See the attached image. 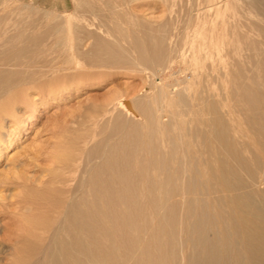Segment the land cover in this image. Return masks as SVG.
<instances>
[{"label": "bare ground", "instance_id": "1", "mask_svg": "<svg viewBox=\"0 0 264 264\" xmlns=\"http://www.w3.org/2000/svg\"><path fill=\"white\" fill-rule=\"evenodd\" d=\"M221 1H228L224 6L232 16L203 17L198 28L197 116L191 122L183 111L184 126L156 114L159 98L174 102L172 85L157 81L164 70L154 64L159 50L146 49L115 10L105 16L109 21L93 12L97 25L87 35H75L72 44L59 28L34 30L28 17L0 23V141L8 130L6 148L8 136H15L7 120L16 106H31L30 115L18 121L21 131L36 116L33 96L22 87L34 84L38 74L49 77L67 70L72 72L65 73L67 79L89 73L84 68H124L151 77L150 92L124 99L121 110L114 107L99 124L102 137L86 171L89 183L82 179L54 235H62L63 258L46 255L37 264H85L90 258L102 264H264V0ZM90 39L91 48H81L80 41ZM58 51L63 66H32L38 60L55 62ZM69 81L56 85L50 80L44 90L61 95ZM238 98L249 106L232 107ZM181 135L195 143V160L187 168L178 163L176 137ZM192 150L187 145L185 157L191 158ZM185 171L199 176L206 187L197 189L193 179L184 182L180 175ZM123 235L128 246L122 251Z\"/></svg>", "mask_w": 264, "mask_h": 264}, {"label": "rangeland", "instance_id": "2", "mask_svg": "<svg viewBox=\"0 0 264 264\" xmlns=\"http://www.w3.org/2000/svg\"><path fill=\"white\" fill-rule=\"evenodd\" d=\"M227 2L0 0V23L9 18L28 17L30 21H34V30L40 31L50 26L52 29L49 32H52L54 28H59L61 33L69 37L72 44L75 35H87L90 29L97 25L98 20L95 19L93 12L108 20L106 17L115 10L124 26L144 40L146 49L159 50L155 56L160 60L154 64L162 65L164 70L157 81L163 78L162 82L166 80L164 83L172 85V88L168 87L172 89L173 93L170 94L174 102L168 104L163 97L159 98L158 108L161 106V110L158 109L156 114L174 126L176 124L184 126L186 120L183 111L188 113L191 122L197 116L198 28L203 17H216L221 20L230 18L232 12L224 6ZM23 9L27 13L18 15L17 12ZM151 33L154 37H150ZM155 41L158 44L153 46ZM80 42L84 44H81V48H91V39ZM46 48H50V45ZM47 56L45 53L42 57ZM55 56L56 60L53 63L38 60L31 64L40 70L43 69V65L63 66L65 64L63 54L58 51ZM83 70H89V73H75L67 79L64 75L72 73L67 70L56 72L54 76L49 77H39L41 74H38L34 84L22 87L25 92H29L27 93L29 96H33L31 98L34 102L33 107L37 109L36 116L30 117L31 119L27 120L29 126L21 131L18 128L20 126L18 121L25 120V117L30 115L31 106L25 108L24 104H18L14 117L7 120L10 129H14L15 136L14 138L8 136L11 141L10 146L6 148L8 130H4L0 141V264H37L41 263L46 255L63 258L65 252L60 249L62 235L58 234V238L56 237L57 228L67 210L68 202L80 191L82 179L85 178L86 186L89 183V174H86V171L92 168L90 164L96 160L93 155L98 146V139L102 137L99 124L110 117L114 107L121 110L124 99L133 101L144 91H151L148 85L151 77L141 70L130 71L124 68ZM166 74L170 76L166 77ZM161 75L163 76L160 77ZM50 80L56 85L71 81L65 83V90L58 95L44 90ZM238 85L241 86L240 83ZM187 97L191 100L184 104L182 99ZM58 98H62L61 101ZM231 106L247 107L249 102L238 98L231 102ZM250 116L254 117L251 111ZM176 140L180 141L179 166L187 168L188 162L195 160L194 139L181 135L176 137ZM187 145L193 148L191 158L184 155ZM138 167L134 160V170ZM180 177L186 183L191 179L197 180V189L206 187L199 176L191 175L187 171L181 173ZM135 178L136 174L134 180ZM246 182L252 185L250 177ZM234 184L238 183L234 181ZM119 241L123 251L128 246V236L123 235ZM87 262L85 264H102L91 258ZM229 263L244 264L231 260L224 262Z\"/></svg>", "mask_w": 264, "mask_h": 264}]
</instances>
